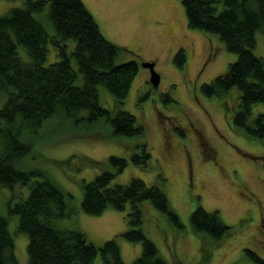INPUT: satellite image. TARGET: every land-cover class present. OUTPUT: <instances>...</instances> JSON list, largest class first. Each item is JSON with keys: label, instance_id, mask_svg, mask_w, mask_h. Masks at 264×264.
<instances>
[{"label": "rangeland", "instance_id": "374dc122", "mask_svg": "<svg viewBox=\"0 0 264 264\" xmlns=\"http://www.w3.org/2000/svg\"><path fill=\"white\" fill-rule=\"evenodd\" d=\"M183 1L82 0L102 34L122 48L118 64H139L122 106L103 87L99 88L100 102L114 113L121 109L135 116L143 134L113 136L111 126L104 125L99 126L102 138L82 139L76 138L81 134L76 129L68 137L66 129L50 127L47 138L40 139L42 143L33 147L23 163L27 169L43 170L72 196L74 216L61 220V226L82 230L98 248L116 239L126 264H133L143 251L142 244L120 236L128 230L130 205L125 211L109 208L100 216L82 210V181L94 180L101 170H112L111 156L129 161L128 167L116 174L113 185H126L138 178L148 187L161 186L179 216L183 229L174 226L150 201L142 205L144 233L169 264H264V140L251 141L234 130L233 119L239 110L236 89L222 98L202 93L201 87L225 74L238 57L226 50L217 35L189 28ZM27 6L28 0H0V16ZM217 8L223 10V0H218ZM48 11L49 0L34 17L53 35ZM256 41L254 54L264 58V33H257ZM68 48L73 51L75 42L70 41ZM48 49L50 65L59 58L52 44ZM180 50L186 54L182 69L174 62ZM18 52L23 61H29L22 46ZM145 62L156 63L161 76L158 88L151 85L150 70L142 66ZM4 103L5 97L0 96V108ZM259 114H264V105L254 106L251 120ZM107 134L111 136L105 139ZM141 145L148 147L152 157L148 168L131 161ZM29 192V186L22 184L0 188V214L8 221L17 264H29V239L19 231L18 217L9 213V207L25 200ZM199 208L218 212L230 228L219 244L193 231L191 215ZM94 264H104L100 253Z\"/></svg>", "mask_w": 264, "mask_h": 264}, {"label": "trees", "instance_id": "16d2710c", "mask_svg": "<svg viewBox=\"0 0 264 264\" xmlns=\"http://www.w3.org/2000/svg\"><path fill=\"white\" fill-rule=\"evenodd\" d=\"M223 2L219 12L218 0L183 1L189 28L217 35L226 50L238 57L225 74L204 84L201 90L208 98H222L236 89L239 110L233 119L234 130L251 141H263L264 114L253 121L251 118L254 106L264 105V58L254 54L256 35L264 33V0ZM46 3L47 0H28L26 8H14L0 16V96L5 97L0 108V188L29 186V196L9 207V213L18 217L19 231L28 236L29 264H94L98 253L104 264H126L116 239L98 248L82 230L61 226V220L74 216L72 196L43 170L27 169L23 161L33 147L42 143L40 139L47 138L50 127L66 129L68 137L76 129L81 132L76 138L82 139L102 138L99 126L104 125L111 126L113 136L143 134L135 116L121 109L114 113L104 108L99 94V88H105L122 106L139 64H118L122 48L102 34L82 0H49L48 19L55 31L51 35L34 17ZM70 41L75 42L73 51L68 48ZM49 44L59 59L47 65ZM18 46L24 48L29 61L22 60ZM174 62L184 68L185 52L180 50ZM85 129L89 132L85 133ZM110 136L107 134L105 139ZM151 158L146 145L131 155V161L142 168L150 166ZM108 160L112 170H101L94 180L82 181V210L100 216L109 208L125 211L130 205L128 230L120 236L143 246L141 257L133 264H169L144 233L142 208L144 202L150 201L174 226L183 229L167 195L161 186L148 187L138 178L126 185H113L116 174L122 173L129 161L118 156ZM90 163L100 166L96 161ZM191 224L195 233L208 237L215 245L230 232L218 212L209 213L203 208L191 215ZM0 264H17L8 221L1 214Z\"/></svg>", "mask_w": 264, "mask_h": 264}, {"label": "water", "instance_id": "95a60500", "mask_svg": "<svg viewBox=\"0 0 264 264\" xmlns=\"http://www.w3.org/2000/svg\"><path fill=\"white\" fill-rule=\"evenodd\" d=\"M142 66L150 70V83L154 88H158L161 83V76L156 71V63L155 62H145L142 64Z\"/></svg>", "mask_w": 264, "mask_h": 264}, {"label": "flooded vegetation", "instance_id": "af4514ba", "mask_svg": "<svg viewBox=\"0 0 264 264\" xmlns=\"http://www.w3.org/2000/svg\"><path fill=\"white\" fill-rule=\"evenodd\" d=\"M184 49V48H183Z\"/></svg>", "mask_w": 264, "mask_h": 264}]
</instances>
